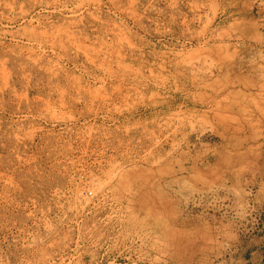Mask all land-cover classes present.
I'll use <instances>...</instances> for the list:
<instances>
[{
    "label": "rangeland",
    "instance_id": "rangeland-1",
    "mask_svg": "<svg viewBox=\"0 0 264 264\" xmlns=\"http://www.w3.org/2000/svg\"><path fill=\"white\" fill-rule=\"evenodd\" d=\"M253 236L264 0H0V264H251Z\"/></svg>",
    "mask_w": 264,
    "mask_h": 264
},
{
    "label": "crops",
    "instance_id": "crops-1",
    "mask_svg": "<svg viewBox=\"0 0 264 264\" xmlns=\"http://www.w3.org/2000/svg\"><path fill=\"white\" fill-rule=\"evenodd\" d=\"M248 245L245 251L249 248ZM251 264H264V238L251 237Z\"/></svg>",
    "mask_w": 264,
    "mask_h": 264
},
{
    "label": "bare ground",
    "instance_id": "bare-ground-1",
    "mask_svg": "<svg viewBox=\"0 0 264 264\" xmlns=\"http://www.w3.org/2000/svg\"><path fill=\"white\" fill-rule=\"evenodd\" d=\"M57 33V32H56Z\"/></svg>",
    "mask_w": 264,
    "mask_h": 264
}]
</instances>
